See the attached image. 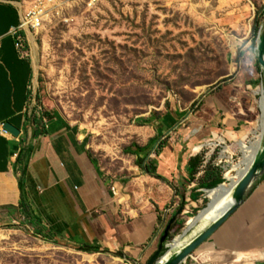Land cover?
<instances>
[{
    "label": "rangeland",
    "instance_id": "374dc122",
    "mask_svg": "<svg viewBox=\"0 0 264 264\" xmlns=\"http://www.w3.org/2000/svg\"><path fill=\"white\" fill-rule=\"evenodd\" d=\"M2 1L13 3L24 16L20 29L23 52L34 67L30 118L37 120L46 110L59 112L79 131L88 132L107 172H124L125 186L141 180L140 187L125 193V208L131 216L155 210L173 214L179 204L171 188L173 195L159 205L144 178L145 169L136 165V156L128 151L135 146H147L142 156L148 154L152 160L172 148L170 164L182 171L194 152V142L200 143L203 148L195 154L220 169L223 184L229 183L226 174L234 175L233 168L241 161L237 141L249 142L252 133L193 135L198 128L191 122L201 110L199 100L241 72L248 51L257 56L264 0ZM38 14L41 22L35 26L33 19ZM263 84L264 77L259 88L263 89ZM260 105L264 108L262 99ZM176 109L188 115L177 117L175 133L152 144L157 132L140 121ZM220 138L226 145H214ZM209 203L208 192H202L195 206L180 215L170 242L182 235L188 221ZM223 211L220 204L187 242ZM0 264L135 263L114 252H85L64 243L46 242L15 226H0Z\"/></svg>",
    "mask_w": 264,
    "mask_h": 264
},
{
    "label": "crops",
    "instance_id": "0c3cea01",
    "mask_svg": "<svg viewBox=\"0 0 264 264\" xmlns=\"http://www.w3.org/2000/svg\"><path fill=\"white\" fill-rule=\"evenodd\" d=\"M21 25L20 10L0 0V125L10 123L19 130L18 137L0 132V226H15L46 242L81 251L114 252L135 264H146L177 207L187 202L184 213L195 206L209 184L218 177L224 180L223 172H207L210 161L204 159L198 172H190V160L199 157L195 152L182 171L170 164L172 148L153 160L147 154L144 165L157 172L143 174L159 205L174 192L179 204L173 214L155 210L131 216L125 193L140 187L141 180L125 186L124 172H107L88 132L79 131L59 112L46 110L37 120L30 118L34 67L16 47L15 31ZM242 64L241 72L199 100L201 110L191 122L198 128L193 135L227 131L245 136L259 127L258 84L263 74L255 52L248 51ZM181 115L188 113L176 109L148 118L157 136L162 135L159 141L175 133ZM174 121L178 123L173 126ZM186 264H264V176Z\"/></svg>",
    "mask_w": 264,
    "mask_h": 264
},
{
    "label": "water",
    "instance_id": "95a60500",
    "mask_svg": "<svg viewBox=\"0 0 264 264\" xmlns=\"http://www.w3.org/2000/svg\"><path fill=\"white\" fill-rule=\"evenodd\" d=\"M257 57L259 60V65L262 70V74L264 77V26L261 27L258 36V45L256 48ZM264 90V84H263ZM263 97H261L262 99ZM262 109V108H261ZM263 112V110H262ZM260 124V123H259ZM3 129L7 131L10 135L14 137L19 136V130L12 126L10 123H6L3 125ZM264 176V139L262 142V150L258 155L257 161L254 163L253 167L250 171L243 177V179L238 183L234 193V204L216 221H214L210 226H208L204 231H202L198 236H196L193 240L185 244L182 248L173 250L172 245L176 242L174 239L170 242V236L173 229L174 224L178 221L179 216L182 214V211H179L177 215H175L169 222L168 226L164 231V235L162 236L158 249L149 259L147 264H185L190 257L205 243L207 242L214 233L235 213L237 208L242 204V202L247 197L248 193L253 188L254 184L258 181L259 178ZM227 179V177H226ZM222 184H220L217 188L219 189ZM209 189L207 192L215 190ZM212 202L208 204L207 208L202 212L210 209ZM197 218V217H196ZM186 232H183V236ZM167 259L163 261L164 258Z\"/></svg>",
    "mask_w": 264,
    "mask_h": 264
},
{
    "label": "bare ground",
    "instance_id": "6f19581e",
    "mask_svg": "<svg viewBox=\"0 0 264 264\" xmlns=\"http://www.w3.org/2000/svg\"><path fill=\"white\" fill-rule=\"evenodd\" d=\"M22 17L24 18V16ZM259 93L263 97L262 104L264 106V90L260 88ZM252 136L253 138L249 142H244L242 140L237 141V144L239 146V152L241 153V161L238 164H236L233 168L235 174L234 175H232L231 173L226 174L229 183L222 184L219 189H215L208 192V198L212 202L210 209L201 212L197 216V218L195 217L187 223L186 225L187 227L184 231L186 233L183 236L176 238V242L173 243L172 245L173 250L182 248L185 244H187L188 243L187 239L189 235L198 228L199 224L203 222L207 218V216H209L212 213H216L217 208L220 204L223 205L224 211L214 221L219 219L234 204L235 202L234 193L236 186L253 167L254 163L257 161L258 155L262 150V142L264 139V112L260 119L259 127L252 132ZM214 145H226V141L223 138H220L217 140V143ZM224 147L226 149V152H229L230 148L228 146H224ZM202 148L203 145L196 146L194 152L198 153L201 151ZM166 259L167 257L164 258L163 261H165Z\"/></svg>",
    "mask_w": 264,
    "mask_h": 264
},
{
    "label": "trees",
    "instance_id": "16d2710c",
    "mask_svg": "<svg viewBox=\"0 0 264 264\" xmlns=\"http://www.w3.org/2000/svg\"><path fill=\"white\" fill-rule=\"evenodd\" d=\"M261 108L264 111V108L263 107H261ZM262 114H263V112H262ZM182 117H184V116H182ZM177 123H178L177 121H174L172 124L174 126ZM140 125H151V121H150V119L141 120L140 121ZM161 137H162V135L158 136V138L156 140H154L152 144H155ZM147 149H148L147 146L144 147V148H139V147L135 146L134 148H130L128 151H129L130 154L135 155L137 157L136 165H138L139 167L145 169L147 172H157V170H154L151 165H148V164L143 165L144 162H145L146 157L142 156V154L145 153L147 151ZM203 162H204V160L202 158H200V157L192 158L190 160V166H191V171L190 172H193V173L198 172V169H199L200 166L203 165ZM207 172H222V171L220 169H218V168L213 167L212 163L210 162L208 164ZM224 182L225 181L222 178L218 177L211 184H209L208 188L209 189H215L220 184H223ZM186 204H187V202L184 201L181 204V206L179 207L178 211H176L175 215H177L179 211H182L185 208ZM190 220H192V219H190ZM178 226H179V221H177L174 224L172 231L175 230ZM163 235H164V233H163ZM84 251H86V252H96V250H87V249H84Z\"/></svg>",
    "mask_w": 264,
    "mask_h": 264
},
{
    "label": "built area",
    "instance_id": "2783aa9c",
    "mask_svg": "<svg viewBox=\"0 0 264 264\" xmlns=\"http://www.w3.org/2000/svg\"><path fill=\"white\" fill-rule=\"evenodd\" d=\"M93 1H97V0H93ZM34 15V14H33ZM40 14H38V16L37 17H35V19H33L34 20V24H35V26H39V24H40V22H41V17L39 16ZM21 27H22V25H21ZM21 29V28H20ZM20 29L19 30H17V31H15V38H16V47H17V49H19V50H22V53H24L23 52V38H22V36H21V34H20ZM0 45H1V38H0ZM25 54V53H24ZM0 132H3V133H5V134H9L7 131H5L4 129H3V125H0Z\"/></svg>",
    "mask_w": 264,
    "mask_h": 264
}]
</instances>
